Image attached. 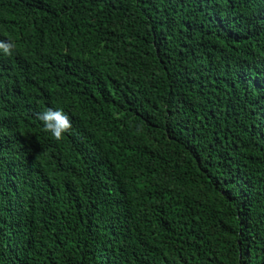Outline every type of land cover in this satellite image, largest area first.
Listing matches in <instances>:
<instances>
[{
  "label": "trees",
  "instance_id": "obj_1",
  "mask_svg": "<svg viewBox=\"0 0 264 264\" xmlns=\"http://www.w3.org/2000/svg\"><path fill=\"white\" fill-rule=\"evenodd\" d=\"M0 41V264H264V0H0Z\"/></svg>",
  "mask_w": 264,
  "mask_h": 264
},
{
  "label": "clouds",
  "instance_id": "obj_2",
  "mask_svg": "<svg viewBox=\"0 0 264 264\" xmlns=\"http://www.w3.org/2000/svg\"><path fill=\"white\" fill-rule=\"evenodd\" d=\"M14 44L0 41V50H3L5 55H11ZM37 118L43 122L45 131L50 132L56 140H61L63 134L68 132L71 127V120L62 109L48 108L41 113H37Z\"/></svg>",
  "mask_w": 264,
  "mask_h": 264
}]
</instances>
